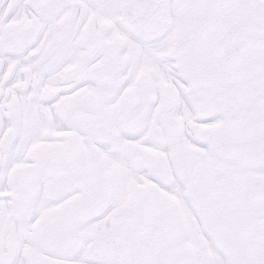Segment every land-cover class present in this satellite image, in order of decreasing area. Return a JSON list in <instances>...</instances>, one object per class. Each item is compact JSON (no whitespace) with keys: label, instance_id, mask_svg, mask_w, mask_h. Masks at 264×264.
<instances>
[{"label":"snow or ice","instance_id":"obj_1","mask_svg":"<svg viewBox=\"0 0 264 264\" xmlns=\"http://www.w3.org/2000/svg\"><path fill=\"white\" fill-rule=\"evenodd\" d=\"M0 264H264V0H0Z\"/></svg>","mask_w":264,"mask_h":264}]
</instances>
